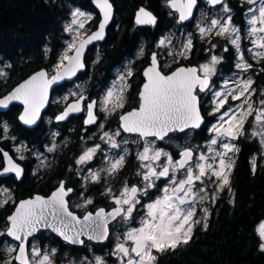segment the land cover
Masks as SVG:
<instances>
[{
	"label": "snow or ice",
	"instance_id": "snow-or-ice-1",
	"mask_svg": "<svg viewBox=\"0 0 264 264\" xmlns=\"http://www.w3.org/2000/svg\"><path fill=\"white\" fill-rule=\"evenodd\" d=\"M206 2L213 7L222 6V11L226 15L212 18L206 26L198 25L201 37L214 34L226 38L238 53L239 63L236 67L242 72H248L253 65L245 60L241 51V30L233 23L232 9L227 0H206ZM197 3L198 0H168V6L179 14V22L192 18ZM245 3L253 6L249 7L246 13L247 24L250 26L247 34L251 38L252 45L248 51L259 62L264 60V0H245ZM95 4L102 14L97 30L88 34L86 25L93 17L75 9L71 13V23L65 26V31L71 34L72 39L67 45V50L60 55L52 73L40 70L31 75L9 94L0 98V108H7L13 101H18L24 106V111L19 117L20 121L26 125L37 122L41 109L48 103L49 89L52 85L66 78L70 79L83 69L86 47L93 41L104 39L105 29L112 19V4L110 0H95ZM257 4L258 7H256ZM135 23L154 25L156 17L141 7L136 13ZM192 43V37L189 34L178 55L187 58L185 53L191 52ZM170 44L171 41L165 37L159 41L157 47H166ZM227 50L226 48L225 51ZM220 60V57L212 55L208 63L201 64L198 68L177 67L170 74H164L157 54L153 53L150 66L143 72L145 82L139 92V107L119 116L120 126L114 133L105 131L100 137L110 149H121L122 144L128 143L127 140H117L121 130L125 133H135L143 140V148L136 154L143 170L137 173L142 177L143 187L135 185L129 187L125 183L119 195L112 196L115 207L111 211L106 212L104 208H100L95 214L86 213L83 218L70 210L69 201L66 198L73 189L67 188L64 181L60 182L58 188L48 198L36 195L20 201L15 211L7 217L5 229L0 231V236L10 237L18 242L5 249L9 257L5 264H55L56 249L49 252L35 245L29 247V238L34 237L43 228L51 229L64 241L74 245H83L82 237L98 242L108 239L109 223L118 217L125 221L132 219L137 205L140 204L138 196H146L148 190L156 187V181L161 178L169 181L161 190L162 195L146 205L147 211L140 220V226L127 230L123 242L115 245L112 254L117 256L120 264H155L157 257L154 253L174 251L181 245H187L198 224L203 223V227L207 229L209 209L202 207L200 210L203 217L199 219L196 218V206L203 204L209 198L214 203L218 199V194L226 188L231 193L230 176L235 166V154L239 152V148L232 141L244 135L245 124L249 117L253 118L251 136L259 138V143L264 148V99L259 101V107H254L255 102L252 97L256 95V89L252 87L255 81L251 77L231 81L232 87H229L230 81L225 80L223 90L212 91L211 78L215 75V66L220 63ZM132 75L133 72L129 69L126 74L118 77L113 87L99 102L100 111L112 114L117 109L124 108L126 91L131 87L127 80ZM6 76L7 73L0 69V78ZM209 92L212 95L211 103L214 105L213 111L209 114L220 113V115L218 122L210 128L213 136L208 142L207 153L200 152L198 149L185 148L179 153V159H174L172 154L156 148L155 141H163L169 133L201 127L204 117L201 115V100L198 93ZM72 95L77 94L72 93ZM260 95L264 96V91ZM64 99L67 100V97ZM86 99L83 95H79L75 102L68 104L66 109L56 116V120H65L71 113L83 111L82 103ZM229 99L241 103L236 108H229L222 112ZM97 103V101H91L87 104L86 125L97 122L95 111ZM100 127L103 128V124ZM7 131L8 127L5 124L3 132ZM99 149L100 145L88 148L76 160L77 165L91 161ZM20 150L19 147L16 149L17 152ZM47 150L54 151L55 145ZM0 152L3 150L0 149ZM127 155L128 148L124 147L120 154L107 157L106 169L90 170L84 179L98 183L102 171L110 176L118 173L124 167ZM162 157L165 158L163 164L160 163ZM3 158L6 166L2 172L14 173L19 179L23 175V168L7 152H3ZM19 159L23 160L24 156L21 155ZM251 165L255 173L257 166L255 157ZM181 170H183V178L177 179L176 174ZM206 180L215 185V192L211 197L207 187L203 186ZM197 184L201 187H197ZM106 193L112 194V189L108 188ZM9 202L14 203L9 190L0 189V208ZM92 203V199L89 198L80 207H87ZM255 233L258 236L260 251L264 252V222L259 223ZM81 264H92V261H88L85 257ZM94 264H106V261L103 257L96 256Z\"/></svg>",
	"mask_w": 264,
	"mask_h": 264
},
{
	"label": "flooded vegetation",
	"instance_id": "flooded-vegetation-1",
	"mask_svg": "<svg viewBox=\"0 0 264 264\" xmlns=\"http://www.w3.org/2000/svg\"><path fill=\"white\" fill-rule=\"evenodd\" d=\"M238 1L245 6L244 10L241 14H237L232 10V17L234 25L241 30L240 44L244 58L248 63L253 65L248 72H242L236 67L237 63H239L238 53L228 41L222 40L216 35L209 40L200 38L197 35L194 27L196 23V14L198 9L205 4L204 0H199L198 9L191 23L183 24L177 20L179 28L181 27L180 43L171 47H157L159 41L167 31L165 30L163 33L160 32L161 19L159 15H156L144 6H140L137 8L133 16V22H131L129 27L130 36H133L136 40L134 47L131 50L124 51L125 54L119 62L104 66L105 64L102 60L104 57L103 55L107 49L112 46L106 47V40L102 43L97 42L92 45L85 56V70L80 72L72 81H66L53 90L49 107L43 113L42 119L37 125L34 127H26L20 122L19 114L22 107L19 105H12L8 111L0 112V149L12 156L13 160L24 170L23 175L19 179L16 178L14 173H3L2 169L6 166V162L3 158V152H0V189L7 188L14 201V203L9 202L4 207L0 208V231L5 229L7 217L15 211V207L20 201L33 198L36 195L48 198L58 188L61 181L65 182L67 188L73 189V192L66 198L69 201L70 210L81 216L87 212L94 213L100 208H104L108 211L115 207L112 196L116 195L118 187L121 186L120 182L122 181H124V184L127 183L129 187L133 185H137L138 187L143 186L142 178L134 173L136 165L134 155L130 152V149L128 150L125 165L118 173L110 176L102 172L101 179L98 183L85 180L84 177L88 176L90 170L98 171V166L101 164L102 158L106 155L104 149L108 144L100 138L103 132L107 131L114 133L120 126L119 116L139 107V92L145 82L143 72L150 66L151 55L153 53L157 54L161 71L164 74H169L180 66L199 67L203 62L207 61L213 52L221 55L222 60L218 64L215 75L211 78L212 91H214L213 89L215 87L222 84L225 78H229L230 81H233L238 75L251 77L255 83L258 81L260 82L259 85H255L257 92L256 95L252 97L255 102V107H259V101L264 99V96L260 95V93L264 91V71H261V69H264V60L257 62V60L253 58L252 53L247 49L251 46L247 34L250 26L247 24L248 17L246 15L249 5L244 1ZM228 2H230V0H228ZM114 7L116 14V6L114 5ZM141 7L149 10L156 17V23L154 25H137L135 23L136 13ZM74 9L87 12L93 17L86 25L88 34L98 27L100 15L95 8L94 11H92L82 9L80 6L75 5L73 7V10ZM236 16H238V18ZM121 23V21H116L114 16L107 30V36L109 30L120 27ZM189 34L193 42L192 50L190 53H185L187 58H184L178 55V53L181 51L184 40L188 38ZM150 38H152L151 43ZM199 44L202 45L199 46ZM213 45H215V47H213ZM226 48L228 49L227 51H225ZM141 51H143V55H141ZM129 69H131L133 75L127 80V83L131 85V87L126 91V103L124 108L117 109L112 114H106L100 111L99 102L102 100L103 91L112 82H116L121 74H126ZM259 78L260 80L257 81ZM76 84H83L86 87L88 85V87L83 93L70 96L65 104L53 102L52 99L54 96L62 91L70 89ZM198 94L201 100V109L205 110L207 116L214 119L215 116L209 114L211 106L208 102L211 97V92L207 94ZM79 95H83L87 98L82 103L84 110L77 115L70 116L66 120L57 121L56 116L64 111L68 103L77 100ZM91 101L98 102L95 109L97 122L92 125H86L87 104ZM13 106H17V109H14ZM251 119L252 117H250L245 124L244 135H241L238 140H235L239 152L235 154L234 159L236 160L238 157H242L252 161L253 157H255L256 163H264V148L261 147L259 138L251 136L253 129ZM5 124L8 127L6 133L3 132V126ZM101 124H103V128L100 127ZM185 132H193V135H196L198 131L188 130ZM179 134L182 133L174 132L171 133L170 136H178ZM128 137L143 141L137 134L125 133L122 130L117 140L122 141ZM165 139L163 141L157 140V143L161 146H166ZM53 145H55V150L49 152L47 149ZM95 145H100V149L97 151L94 158L85 164L77 165L76 160L79 156L88 148L94 147ZM18 147L21 149L20 152L16 151ZM21 155L24 156L23 160L19 159ZM178 157L179 153L177 158ZM108 188L112 189V194L106 193ZM89 198L92 199L93 203L87 207H80V205H83L84 201ZM138 198L145 199V195H139ZM118 222L117 219L111 224H117ZM260 222H264V213L258 220L256 228ZM29 241V247L35 245L49 252L52 249H56V255L54 257L55 264H59V262L63 260H77L79 258L84 259L85 257L91 260L93 256H98V250L102 248L104 250L108 247L106 244L98 245V243L86 238H84V244L82 246L69 244L50 229H41L34 237H30ZM17 243L18 242L13 241L10 237L0 236V264H5L9 259L5 249ZM13 255L15 254L13 253Z\"/></svg>",
	"mask_w": 264,
	"mask_h": 264
},
{
	"label": "trees",
	"instance_id": "trees-1",
	"mask_svg": "<svg viewBox=\"0 0 264 264\" xmlns=\"http://www.w3.org/2000/svg\"><path fill=\"white\" fill-rule=\"evenodd\" d=\"M111 1L116 6L115 20L122 23L108 32L105 46L112 47L103 55L104 66L119 62L124 51L136 44L129 27L140 6L160 16L161 33L175 27L176 15L165 0ZM229 4L237 14L245 7L238 0H230ZM75 5L94 11L92 0H0V63H6L7 70V76L0 79V96L36 70H49L57 62L68 36L64 23ZM202 112L206 124L194 135L198 142L209 138L208 129L214 120L205 110ZM183 135L184 132L178 136ZM230 180L231 193L226 188L210 204L207 229L203 223L196 225L187 245L158 253L156 264H264V252L260 251L255 233L264 213V163H257L253 173L251 161L238 157ZM110 242L111 239L104 244L110 246ZM103 251L102 248L98 253Z\"/></svg>",
	"mask_w": 264,
	"mask_h": 264
},
{
	"label": "rangeland",
	"instance_id": "rangeland-1",
	"mask_svg": "<svg viewBox=\"0 0 264 264\" xmlns=\"http://www.w3.org/2000/svg\"><path fill=\"white\" fill-rule=\"evenodd\" d=\"M167 1L168 0H165V3L166 4H167ZM241 1H244L245 2V0H241ZM204 3L205 4L201 8H199L198 11H197V14H196V23H195V26H194L195 29H196L197 35L200 38H202V37H201V35H200L199 31H198V25H200V26H206L210 22V20L212 18H217V17L225 16L226 15L222 11V6L212 7V6H210V5L207 4L206 0H204ZM227 3L229 5V7H230V4H229L228 0H227ZM258 6L259 5L257 4L256 7H258ZM249 7H253V6L249 5ZM85 13H87V12H85ZM231 15H232V12H231ZM71 20H72V16H70V18L65 21L64 27L66 25L70 24L71 23ZM180 32H181V27L179 28L178 21H177V18H176L175 27L172 28L171 30H168L162 38L167 37L171 41V44L168 45V46L171 47V46H174V45H177V44L180 43ZM66 33L68 34V36L66 37V39L64 41L65 42V45H64L63 50L58 55L57 62H58V59H59L60 55L64 51L67 50V45H68V43L72 39L71 34L68 33V32H66ZM211 37H214V34L206 35L203 38L205 40H209V39H211ZM219 37L222 40L228 41L223 36H219ZM248 40L250 41V44H251V38L249 36H248ZM185 42H186V38L184 40V43ZM251 47H252V45L249 48H251ZM249 48H247V49H249ZM171 52H173V51H171ZM212 55H216L217 57H220L221 60H222V56L221 55H218L215 52H213V54H211L210 57L207 59V61L203 62V64L204 63H208L210 61V58H211ZM221 60H220V62H221ZM55 64L49 69V72L50 73H52V69L55 66ZM218 64L215 66L216 69L218 67ZM0 69H2L4 72H6L7 71L6 70V63H0ZM240 78H248V77H243L241 75H238V77L236 79H234L233 81H238ZM225 80L230 81L229 78H225ZM224 81H223L222 84H220L219 86L215 87L213 90L214 91L223 90V88H224ZM113 84H114V82H112L103 91L102 99L105 96L106 92L110 88L113 87ZM232 86H233V84L230 81L229 87H232ZM87 87H88V85H87ZM87 87L85 85H83V84L82 85L81 84H76V85L72 86L70 89L65 90V91H62L61 93L57 94L56 96L53 97L52 100H53L54 103H63V104H65V102H67V100L70 98V96H73L72 93H76V94L83 93ZM252 87L255 88L254 87V84H253ZM256 92H257V90H256ZM65 97H67V100L64 99ZM211 101H212V95H211L210 100L208 102V104L211 106L210 113L213 111V107H214V105L211 103ZM240 103H241L240 101H233V100L229 99L228 104H226L224 106V109H222L221 111L223 112L224 110H227L229 108H236V106L239 105ZM254 107H255V104H254ZM219 115H220V113H216V114H213L212 115V116H215V118H214L215 120L210 125V127L208 129V132H209V135L210 136H209V138L206 141L198 142V141L194 140L193 132H184V135L183 136H170L169 135L168 137H166V139H165L166 146H161V145H159L157 143V141H155V147L158 148V149H163L165 152H168V153L172 154V156H173L174 159H177V157H176V151H178V153H179L180 150H182L185 147H192L194 150L195 149H198L200 152L207 153V145H208V142L210 141V139L213 136V133L210 132V128L212 127V125H214V124H216L218 122ZM251 121H252V125H253V118L251 119ZM152 139L153 138H150V140H152ZM124 140H127L128 143L126 145L122 144L121 145V149H110L109 148V145L106 146V148L104 149V151L106 152V155H105L104 158H102L101 164L98 166V171H100L102 169H106L108 167L107 157H109V156H116V155L120 154L122 152V150H123L124 147H127L128 150L130 149V152L133 153V155H134V161H135V165H136V169H135V172H134L135 175H137L138 172H142L143 171L141 169V167H140L141 162L136 158V154H137V152H139V151L142 150L144 142L143 141H140V140H137L136 138H129V137L123 139L122 141H124ZM232 143L235 144V141H232ZM198 154L199 153L197 152V155ZM164 162H165V158L162 157L160 163L163 164ZM102 172H104V171H102ZM105 173H107V172H105ZM176 175H177V179H182L183 178V175H184L183 174V170H181V172H178ZM137 176L140 177V178H142L140 175H137ZM142 183L144 185V182L143 181H142ZM168 183H169V181L167 179H164V178H161L160 180L156 181V187L148 190V194L145 196V199L138 198L140 200V204L137 205L136 211H134L133 216H132V219H130L128 221H125L124 219L119 218L118 219L119 222L117 224L116 223L111 224L112 233H111L110 238H109V239H111L110 246L106 247L104 249L103 253H98V256L104 258V260L106 261V264H120V261L117 258V256H115V255L112 254L113 251H114V249H115V245L117 243L123 242V237H124V234L126 233L127 230H129L131 228H138L140 226V220L145 215V213L147 211L146 205L148 203L153 202L155 199H157L159 196H161L162 195V191L161 190ZM120 185L121 186L118 187V190L116 192V195H119L120 191L124 187V185H125L124 184V181L120 182ZM203 186L207 187V190H208V193H209V197H211V195L215 192V185H214V183H212L211 181L206 180L205 181V185H203ZM197 187H201V185L197 184ZM220 194H221V192L218 194V196ZM211 203H212V201L209 198L208 200H205L203 202V204H197V206H196L197 207V215H196V218L202 219L203 213H202V211L200 209L202 207H207L208 209H210V204ZM157 254L158 253H154V255H156V256H157ZM94 258L95 257L93 256V258L91 260L88 259V261H92V264H94ZM82 260H84V259H80L79 258L77 260L76 259L63 260V261H60L59 264H81V261ZM155 264H156V262H155Z\"/></svg>",
	"mask_w": 264,
	"mask_h": 264
},
{
	"label": "water",
	"instance_id": "water-1",
	"mask_svg": "<svg viewBox=\"0 0 264 264\" xmlns=\"http://www.w3.org/2000/svg\"><path fill=\"white\" fill-rule=\"evenodd\" d=\"M110 3L112 4V19L109 21V23H108V25H107V27H106V29H105V36H104V39L103 40H98V41H93V43H91V44H89L87 47H86V49H85V52H84V56H83V61H84V64H85V56H86V54H87V52H88V49L92 46V45H94V44H96L97 42L98 43H102V42H104L105 40H106V38H107V30H108V28H109V26H110V24L112 23V21H113V19H114V16H115V7H114V5H113V3H112V1L110 0ZM92 5L94 6V8L98 11V13H99V15H100V20H99V22H98V25H99V23H100V21L102 20V14H101V12H100V9L96 6V4H95V0H92ZM167 5H168V1H167ZM198 6H199V0H198V3H197V7H196V9H194V11H193V16H192V18L191 19H189V20H186V21H184V22H181V23H183V24H188V23H191L193 20H194V17H195V14H196V11H197V9H198ZM217 6H220V5H217ZM217 6H215V7H217ZM169 7V6H168ZM213 7V6H212ZM144 8V7H143ZM170 8V7H169ZM146 9V8H145ZM147 10V9H146ZM170 10L172 11V12H174V13H176L177 14V20H178V16H179V14L174 10V9H172V8H170ZM147 11H149V10H147ZM150 12V11H149ZM179 21V20H178ZM98 28V27H97ZM97 28L95 29V30H93L92 32H94V31H96L97 30ZM89 34H91V32L89 33ZM180 67H185V66H180ZM193 67H196V68H198L197 66H193ZM85 68H86V64H85V67L83 68V69H81L80 71H78L77 72V74L75 75V76H73V77H71L70 79H68V78H66V79H64V80H61V81H59V82H57V83H55V84H53L52 85V87L49 89V94H48V103L44 106V108H42L41 109V112H40V118L37 120V122L35 123V124H33V125H26V124H24L22 121H20L23 125H25L26 127H34L35 125H37L39 122H40V120L42 119V115H43V113L47 110V108L49 107V104H50V101H51V97H52V93H53V90L57 87V86H59V85H61V84H63L64 82H66V81H72L80 72H82V71H84L85 70ZM40 70H46V71H48L49 72V70L47 69V68H40V69H38V70H36L35 72H33L32 74H30L28 77H26L25 79H23L22 81H20L18 84H16L11 90H9L8 92H6L4 95H2V96H0V98H3L5 95H7V94H9L16 86H18L20 83H22L23 81H25V80H27L31 75H33L34 73H36V72H38V71H40ZM175 71V70H174ZM170 74V73H169ZM76 100H74V101H71L70 103H68V104H71V103H73V102H75ZM12 105H19V106H21L22 107V110H21V112H20V114H19V117H20V115L23 113V111H24V106L20 103V102H18V101H13L11 104H9V106L7 107V108H0V112H3V111H8L10 108H11V106ZM68 105H66V107H67ZM66 107L64 108V110L66 109ZM62 113V112H61ZM60 113V114H61ZM80 112H76V113H71L66 119H68L70 116H72V115H77V114H79ZM59 114V115H60ZM201 115L204 117V123L201 125V127L200 128H198V129H185V131H188V130H194V131H200V130H202V128L204 127V125L206 124V117L204 116V114H203V112H202V109H201ZM86 118H87V115H86ZM65 119V120H66ZM20 120V119H19ZM86 120V119H85ZM92 125V124H91ZM185 131H183V132H185ZM177 133H183V132H180V131H176ZM172 133H174V132H172ZM171 133H169V135H170ZM168 135V136H169ZM167 136V137H168ZM185 148H192V147H185ZM185 148H183V149H185ZM182 149V150H183ZM193 149V148H192ZM182 150H180V152L182 151ZM179 152V153H180ZM177 159H179V157L177 158ZM135 186H137V185H135ZM114 208V207H113ZM113 208H111L110 210H108V211H111ZM106 211V210H105ZM107 212V211H106ZM74 213V212H73ZM88 213V212H87ZM74 214H76L77 216H79L80 218H83V216L86 214H83L82 216L81 215H79L78 213H74ZM93 214H95V212L93 213ZM117 219H119V217L117 218ZM116 219V220H117ZM116 220H114V221H116ZM114 221H111L110 223H109V236H108V239H106V240H103V241H94V242H96V243H98V244H104V243H106L108 240H109V238H110V235H111V223H113ZM43 229H49V228H43ZM51 230V229H50ZM52 231V230H51ZM52 232H54V231H52ZM58 237H60L56 232H54ZM61 238V237H60ZM84 238H86L87 239V237H82V239H84ZM75 245H77V246H82V245H79V244H75Z\"/></svg>",
	"mask_w": 264,
	"mask_h": 264
}]
</instances>
